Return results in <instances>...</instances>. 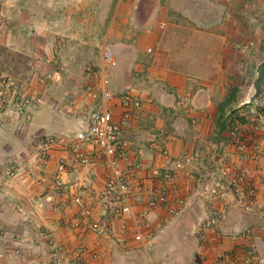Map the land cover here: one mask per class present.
<instances>
[{
    "label": "crops",
    "instance_id": "crops-1",
    "mask_svg": "<svg viewBox=\"0 0 264 264\" xmlns=\"http://www.w3.org/2000/svg\"><path fill=\"white\" fill-rule=\"evenodd\" d=\"M248 5V0H38V60L29 59L27 66H36L40 74L56 68L62 74L58 84L42 87L31 72L25 83L29 92L42 95L41 106L18 127L20 133L13 132L15 120L0 129V171L10 160L21 167L16 179L0 185V228L6 233L0 235V264H47L38 262L48 250L46 236H38L39 231L61 247L95 248L91 235L59 223L58 212L46 204L57 159L42 166L34 141L39 134L76 133L82 126V106L88 102L95 107L81 86L80 69L87 63L96 66L98 93L132 90L143 100L138 118L123 130L143 166L160 165V151L166 149L178 163L187 156V168L204 180L185 193V209L170 223H162L163 211L152 214L150 228L156 237L148 252L141 245L124 251L104 243L96 264H250L252 252L264 259V231L259 229L264 209L249 213L229 201L216 229L200 231L210 207L202 191L224 162L245 170L257 200H264V84L261 97L251 103L259 63L253 75L247 67ZM54 35L64 40L56 38L52 46ZM2 36L1 31L0 43ZM263 48L264 42L259 54ZM104 49L116 57L115 68L101 67ZM58 103L65 106L63 112ZM106 108L116 121L121 114L117 102ZM231 114L238 115L240 131L261 148L258 161L248 162L227 146L226 120ZM8 115L14 116V110ZM54 155L69 158L60 149ZM30 174L41 182L35 183ZM108 177L106 166L98 165L62 175L61 180L65 186H90L99 192ZM66 198L65 192L60 199ZM100 215L96 209L94 217ZM29 229L33 234L27 236ZM242 234L248 238L241 239ZM17 243L23 246L22 259L12 254Z\"/></svg>",
    "mask_w": 264,
    "mask_h": 264
},
{
    "label": "built area",
    "instance_id": "built-area-1",
    "mask_svg": "<svg viewBox=\"0 0 264 264\" xmlns=\"http://www.w3.org/2000/svg\"><path fill=\"white\" fill-rule=\"evenodd\" d=\"M1 24L0 14V37ZM100 61L101 67L107 70L117 65L116 57L108 49L101 52ZM96 72L93 63L85 64L81 70V86L85 98L95 103V107H91L88 102L82 106V126L76 133L50 136L39 134L34 138L36 158L42 166L57 159L53 192L44 196L46 204L49 209L58 212L59 223H68L71 229L85 231L94 238L96 245L95 248L84 244L61 247L48 234L39 231L38 236H46L48 248L38 256L39 263L46 261L47 264H62V260H67L68 264H96L103 257L104 243L124 251H132L135 245H141L148 252L156 237L150 228L152 214L163 211L165 217L162 223H170L184 211L185 193L194 184H204V180L196 177L187 168V156L178 163L166 149L160 151V165L148 168L143 166L140 155L132 150L130 142L123 136L124 128L138 118L143 100L132 90L120 94L112 90L98 93L95 89ZM35 80L42 87H47L49 84H58L60 75L45 73L36 76ZM42 98L38 92H29L25 82L0 71V129L11 125L14 120L17 127L29 122L33 113L41 106ZM111 102H117L121 109L116 121L113 112L106 108ZM64 107L59 104L58 111L63 112ZM10 109L14 110V116L8 115ZM237 117L234 114L226 120L227 146L244 155L246 161L256 162L262 150L240 131ZM57 149L67 152L69 158H57L54 155ZM98 165H104L109 170L105 186L99 192L90 186H65L61 180L62 175ZM20 171L15 161H8L0 171V185L5 186L16 179ZM30 177L37 184L41 182L33 174ZM65 192L66 200L60 199ZM202 192L207 196L210 207L200 225L201 232L216 229L229 201H234L238 207L249 213L264 209V200H257V191L248 183L245 170L232 167L226 162L219 166L210 183L207 180ZM96 209L101 212L98 218L94 217ZM259 229L264 231V226ZM1 234L6 233L0 228ZM29 234H33L32 229L27 231V236ZM247 238V234L241 235V239ZM23 252L22 244L17 243L12 254L22 259ZM251 255L250 264H264V259L256 253L252 252ZM3 257L0 254V258Z\"/></svg>",
    "mask_w": 264,
    "mask_h": 264
},
{
    "label": "rangeland",
    "instance_id": "rangeland-1",
    "mask_svg": "<svg viewBox=\"0 0 264 264\" xmlns=\"http://www.w3.org/2000/svg\"><path fill=\"white\" fill-rule=\"evenodd\" d=\"M248 3V8L251 11L249 16L246 17L245 24L249 26L248 37L250 38L248 42L253 45L250 47V52H248L251 58L247 67L254 75V66L256 63L260 64L264 59V48L261 50V54L258 52V46L264 42V3H257L255 0H248ZM15 11L16 17L12 15L15 14ZM0 14L3 34L0 43V71H4L22 82L29 79L31 72L36 73L35 76L39 77L41 74L36 66L34 68L27 66L29 59L38 60V0H0ZM14 22H17V24L15 25ZM56 38L60 43L64 40L62 35H54L52 46ZM52 73L60 75L62 71L56 68L53 69ZM252 74L249 77H252ZM13 130H15L13 131L15 133H20L18 127Z\"/></svg>",
    "mask_w": 264,
    "mask_h": 264
},
{
    "label": "water",
    "instance_id": "water-1",
    "mask_svg": "<svg viewBox=\"0 0 264 264\" xmlns=\"http://www.w3.org/2000/svg\"><path fill=\"white\" fill-rule=\"evenodd\" d=\"M255 74H256V77L252 84L254 94L252 98L250 99L251 103H254L256 100H258L262 94V87L264 84V59L256 67Z\"/></svg>",
    "mask_w": 264,
    "mask_h": 264
},
{
    "label": "trees",
    "instance_id": "trees-1",
    "mask_svg": "<svg viewBox=\"0 0 264 264\" xmlns=\"http://www.w3.org/2000/svg\"><path fill=\"white\" fill-rule=\"evenodd\" d=\"M250 104V103H249ZM234 114H231V115H229L228 117H232ZM228 117H227V119H228Z\"/></svg>",
    "mask_w": 264,
    "mask_h": 264
}]
</instances>
